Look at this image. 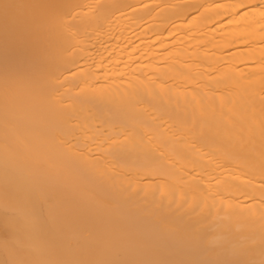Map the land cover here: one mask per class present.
Here are the masks:
<instances>
[{
    "label": "bare ground",
    "instance_id": "bare-ground-1",
    "mask_svg": "<svg viewBox=\"0 0 264 264\" xmlns=\"http://www.w3.org/2000/svg\"><path fill=\"white\" fill-rule=\"evenodd\" d=\"M13 2L0 264H264V0Z\"/></svg>",
    "mask_w": 264,
    "mask_h": 264
},
{
    "label": "snow or ice",
    "instance_id": "snow-or-ice-1",
    "mask_svg": "<svg viewBox=\"0 0 264 264\" xmlns=\"http://www.w3.org/2000/svg\"><path fill=\"white\" fill-rule=\"evenodd\" d=\"M73 8V5H21L14 3L13 0H0V23L3 24L5 33L9 31H15L17 33H26L39 27L41 17H38L34 13H27L22 11L23 9H41V8ZM261 15L264 16V10ZM52 21L62 22L65 25L66 31L72 36L73 39H77V34L73 31L68 18L60 15L59 13H52L49 17ZM67 54L73 55V49L71 46L67 48Z\"/></svg>",
    "mask_w": 264,
    "mask_h": 264
}]
</instances>
